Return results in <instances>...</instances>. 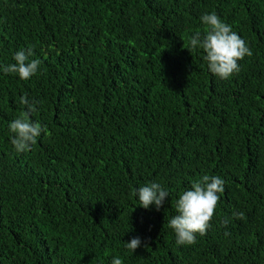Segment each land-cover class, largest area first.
I'll return each instance as SVG.
<instances>
[{"label": "trees", "instance_id": "1", "mask_svg": "<svg viewBox=\"0 0 264 264\" xmlns=\"http://www.w3.org/2000/svg\"><path fill=\"white\" fill-rule=\"evenodd\" d=\"M212 12L253 53L226 80L187 49ZM29 47L38 73H4ZM25 96L45 132L19 153ZM204 175L225 191L206 234L177 245L175 202ZM150 182L169 193L159 210L134 195ZM116 257L264 264V0H0V264Z\"/></svg>", "mask_w": 264, "mask_h": 264}, {"label": "clouds", "instance_id": "2", "mask_svg": "<svg viewBox=\"0 0 264 264\" xmlns=\"http://www.w3.org/2000/svg\"><path fill=\"white\" fill-rule=\"evenodd\" d=\"M205 25V32L201 35L196 32L188 40V50H202L203 59L207 62L210 72L220 79H229L240 71L239 61L253 53L248 44L232 27L221 20L215 13H206L200 17ZM33 48H24L17 51L13 59L14 64L3 66L4 73L18 74L21 80H28L39 71L41 61L32 59ZM36 101H30L27 97H21L20 104L25 110L8 125L10 142L19 152L31 150L37 143V139L45 132V128L39 122H33L30 115L37 111ZM225 180L220 176L204 175L194 180L189 189L184 190L175 202L177 214L173 216L168 227L173 229L177 245H192L196 243L197 234L203 236L211 227V220L220 200V195L225 191ZM140 206L148 209L155 205L159 210L165 203L169 193L159 183L150 182L134 190ZM236 219H243L244 213H233ZM227 223V221H225ZM227 235V233H226ZM139 237L132 238L126 243L127 249L134 251L141 246ZM112 264H123L118 257Z\"/></svg>", "mask_w": 264, "mask_h": 264}]
</instances>
